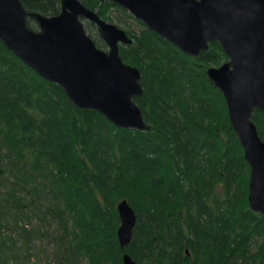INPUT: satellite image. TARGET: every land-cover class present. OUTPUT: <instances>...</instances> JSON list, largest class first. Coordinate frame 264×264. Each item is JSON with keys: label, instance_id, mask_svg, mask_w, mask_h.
I'll use <instances>...</instances> for the list:
<instances>
[{"label": "trees", "instance_id": "1", "mask_svg": "<svg viewBox=\"0 0 264 264\" xmlns=\"http://www.w3.org/2000/svg\"><path fill=\"white\" fill-rule=\"evenodd\" d=\"M21 1L31 12H60V0ZM80 1L104 18L110 10L132 17L110 1ZM28 24L38 27L33 19ZM140 24L145 29L129 33L134 42L120 53L142 73L144 93L135 100L149 131L118 128L101 113L78 108L0 40V126L16 138L12 150L35 161L7 156L22 183L0 193V252L13 240L1 238L3 219H27L40 199L36 184L51 193V214L63 215V197L74 219L59 247L65 264H94L98 252L109 264H123L124 252L138 264H264V217L248 203L250 167L223 94L207 74L226 58L220 43L191 57ZM93 26L88 22V32ZM253 119L264 140V113L255 111ZM37 175L43 183L33 182ZM26 185L38 197L29 204L20 195ZM121 199L138 217L125 250L117 238Z\"/></svg>", "mask_w": 264, "mask_h": 264}, {"label": "water", "instance_id": "2", "mask_svg": "<svg viewBox=\"0 0 264 264\" xmlns=\"http://www.w3.org/2000/svg\"><path fill=\"white\" fill-rule=\"evenodd\" d=\"M127 10L149 30L197 57L220 43L229 57L209 67V79L226 101L231 126L250 167L248 203L264 217V140L254 122L264 113V0H100ZM33 19L38 30L29 27ZM97 26L107 50L85 28ZM0 40L46 80L59 85L78 107L104 115L122 129L149 131L135 98L144 93L139 68L126 63L120 46L128 33L101 18L80 0H60V12L47 16L28 11L21 0H0ZM117 238L125 250L134 238L138 217L127 199L117 203ZM123 264H138L128 252Z\"/></svg>", "mask_w": 264, "mask_h": 264}, {"label": "rangeland", "instance_id": "3", "mask_svg": "<svg viewBox=\"0 0 264 264\" xmlns=\"http://www.w3.org/2000/svg\"><path fill=\"white\" fill-rule=\"evenodd\" d=\"M127 13L130 14L128 11ZM100 17L105 19L107 22L111 24H115L121 29H124L130 37L131 35L129 33H132V35L139 34L140 32H142V29L143 30L145 29V27L142 24H140V22L136 20L133 16L130 18L119 11L110 10L106 18L102 17L101 15ZM88 22L89 21L84 20V24L87 32H88L87 29ZM93 25L94 26L90 28L88 33L95 40V42L97 41L100 43L103 40L100 37L97 26L95 24ZM36 30H38V27ZM100 48L107 50L106 45ZM224 61H222L220 65H222ZM220 65H216L215 67H218ZM208 69L209 68H207V71ZM15 144H17L16 138L12 137L10 134H7L4 128L0 126V193L1 194L4 192L5 189L9 188L10 186L9 183L13 181L16 182L17 180H18L17 182H19L21 180V177H19L16 171L13 170L12 168L13 163L11 164V159H12L11 156L7 157L9 152L10 153L16 152L19 157L24 156L26 158V161L29 162L30 164L35 163V161L30 156H28L26 153L22 152L21 150H12L13 145L16 146ZM11 155L13 156V158H16L15 154H11ZM37 165H40V163H37ZM22 168L25 167L22 166ZM33 182L43 183L42 178L39 175H37L36 181L33 180ZM20 183H22V181H20L19 184ZM35 187L37 188V195L40 196V199L35 201V204H31L30 205L31 208H28V213L29 212L30 213L27 219L23 221L22 217L18 219L11 214H8L9 219H12L11 221L3 219L2 226L4 228H2L1 238L10 237L13 240L8 242L9 244H11V249L10 250L6 249V254H2L0 252V257H3L4 259H6V261L8 259V264H65L66 262L60 256L61 255L60 248L63 246V241L66 236L65 228L67 226H71L73 228L74 219L72 215H70L69 212L67 211V205L64 202V199H62L63 197L59 201V205L62 208V212L64 211L63 215H60L59 217L58 215L54 216L53 214H51L48 211L51 193L50 192L48 193V191L42 188V186L39 187L38 185L35 184ZM29 189L30 186L26 185L25 189H22V191L20 192V195L22 197H24L26 200L28 199L27 204H29L30 202V196L32 197L35 196L34 198L38 199L35 193L31 194L28 191ZM25 210L27 211V208H25ZM9 213L15 214L14 210L13 211L10 210ZM24 231L29 232V235L26 236ZM5 264H7V262H5ZM77 264H89V263L87 262V260H83ZM94 264H109V262L101 253L98 252L96 254Z\"/></svg>", "mask_w": 264, "mask_h": 264}, {"label": "flooded vegetation", "instance_id": "4", "mask_svg": "<svg viewBox=\"0 0 264 264\" xmlns=\"http://www.w3.org/2000/svg\"><path fill=\"white\" fill-rule=\"evenodd\" d=\"M212 43H213V42H212ZM212 43H211V44H212ZM222 50H223V48H222ZM223 52H224V54H225V56H226L224 63H226V62L229 61V57L227 56V54L225 53L224 50H223ZM202 53H204V52H202ZM202 53H201V54H202ZM201 54H200V55H201ZM200 55H199V56H200ZM199 56H197V57H199Z\"/></svg>", "mask_w": 264, "mask_h": 264}]
</instances>
